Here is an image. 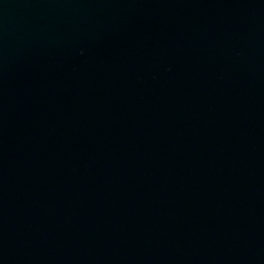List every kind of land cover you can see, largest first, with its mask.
<instances>
[{"label":"water","instance_id":"1","mask_svg":"<svg viewBox=\"0 0 264 264\" xmlns=\"http://www.w3.org/2000/svg\"><path fill=\"white\" fill-rule=\"evenodd\" d=\"M0 264H264V0H0Z\"/></svg>","mask_w":264,"mask_h":264}]
</instances>
